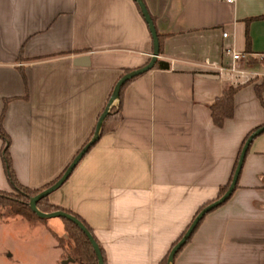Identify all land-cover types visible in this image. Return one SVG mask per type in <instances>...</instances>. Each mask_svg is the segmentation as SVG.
<instances>
[{"label":"crops","instance_id":"crops-1","mask_svg":"<svg viewBox=\"0 0 264 264\" xmlns=\"http://www.w3.org/2000/svg\"><path fill=\"white\" fill-rule=\"evenodd\" d=\"M144 1L163 35L158 59L170 68L126 84L119 124L46 200L88 223L106 264H160L199 208L219 197L245 137L264 124V61L252 55L264 51V0ZM227 47L249 53L245 74L206 64H226ZM153 50L135 0H0V125L19 182L56 181L96 132L118 79ZM231 85H240L234 115L218 125L210 104ZM3 146L0 136V189L12 191ZM15 215L11 264L69 257L59 241L64 217ZM170 264H264V131L250 143L231 197L204 216Z\"/></svg>","mask_w":264,"mask_h":264},{"label":"trees","instance_id":"trees-1","mask_svg":"<svg viewBox=\"0 0 264 264\" xmlns=\"http://www.w3.org/2000/svg\"><path fill=\"white\" fill-rule=\"evenodd\" d=\"M138 6H139V4H138ZM139 8H140V6H139ZM140 10H141V8H140ZM158 35H159V39H160V53H162V51H163V43H162L163 35L160 32H158ZM154 67L170 68V62L163 60V59H158L156 61ZM129 70L130 69H126V72ZM135 77H137V76H135ZM135 77H133L132 79H134ZM132 79L128 80L127 82H125L122 85L121 90H120L119 95H118L121 102H120L119 106L113 105L110 108L109 113L106 115V117L102 121V127H101L100 134L115 129L116 126L119 124L121 117H122L121 103H122L123 90H124V87L126 86V84L129 83ZM239 87H240V85H238V86L231 85L222 95L218 96L210 104V108L212 110V116H213L214 122L216 124L222 125L226 118L232 117L234 115V109H235V107H234V96H235ZM263 89H264V80L257 87L258 94L261 98H263V96H262ZM263 104H264V100H263ZM254 130H252L251 132H253ZM251 132L248 133V135L245 137L244 142L248 138V136L251 134ZM94 135H95V131L92 134L91 138ZM0 136L4 140L2 157H3V161H4V165H5V170H6V173H7V176H8L10 183L12 184V186L18 192V195H19V196H15L10 191L0 189V206L1 205H9L10 211L12 213H15V214L19 213V214H22V215L30 218V219L38 218L39 215L35 211H33L31 206H30V198L32 195H35V194L43 191L47 187H49L55 181L52 183H49L47 185H44L42 187H39V188H31L29 186H26V185L20 183L18 178H17L16 172L14 170V166H13V162H12V156L10 153L11 137L8 134V132L5 130V128L1 125H0ZM244 142H243V144H244ZM238 158H239V156H238ZM238 158L236 160L234 170L236 168ZM234 170H233L231 178L227 182V184H225L221 187L219 196H221L227 190V188H228V186L232 180ZM62 174H63V172H62ZM237 185H238V183H237ZM47 199H48V195L42 197L38 201V206L40 209H42L44 211H53L56 209H64L59 205L47 203V201H46ZM209 202H207V203H209ZM44 203H46V204L44 205ZM206 204H204V205H206ZM204 205H202L199 208V210L196 212V214L202 209V207ZM64 210L72 212V213L76 214L78 217H80L77 213L73 212L70 209H64ZM196 214H195V216H196ZM64 219L66 221V229H67L68 237L72 242L70 241V242L66 243L65 237H62V236L59 237V241H60V244L66 245V250H67L68 256L74 257L75 260L81 264H99L96 251H95L89 237L87 236V234L72 220L65 218V217H64ZM82 220L85 222V224L93 232L92 228L88 225V223L84 219H82ZM190 223L188 224V226L190 225ZM188 226L186 227L184 232L187 230ZM184 232L181 234V236L184 234ZM181 236L179 238H181ZM179 238L173 243V245L171 246L169 251L162 258V260L160 261V264H169V261H168L169 253H170L172 247L174 246V244L179 240ZM190 238L188 239V241L190 240ZM184 246H185V244L179 249V251ZM101 249H102V252L104 255V250L102 247H101ZM178 252H177V254H178ZM104 259H105V256H104ZM105 263H106V261H105Z\"/></svg>","mask_w":264,"mask_h":264},{"label":"water","instance_id":"water-1","mask_svg":"<svg viewBox=\"0 0 264 264\" xmlns=\"http://www.w3.org/2000/svg\"><path fill=\"white\" fill-rule=\"evenodd\" d=\"M135 1L139 4L141 11H142V14L144 15V17H145V19L149 25L150 31L152 33L154 50H153V53H152L150 60L146 64H144L143 66H141L139 68H135V69H132V70L125 72L118 79V81L115 84L112 95L110 97L109 103L100 116V119H99V122H98V125L96 128L95 136L93 138H91L78 151V153L74 156V158L72 159V161L68 165L67 169L63 172V174L53 184H51L49 187H47L43 191H41L35 195H32L30 198V206H31L32 210L35 211L40 217L61 216V217L68 218V219L72 220L73 222H75L89 237V239H90V241H91V243H92V245L96 251L99 264H106L103 252H102V249H101V246H100L98 240L96 239V237L94 236V234L90 230V228L85 224V222L80 217H78L76 214L69 212L67 210H64V209H56L53 211H44V210L39 208L38 201L42 197L50 194L53 190L58 188L60 185H62L68 179V177L70 176V174L72 173L74 168L77 166L79 161L86 154V152L89 150V148L94 144V142L98 139V137L100 135V126L102 124V121L104 120L106 115L109 113L110 107L112 106L111 105L112 102L118 97L122 85L125 82H127L128 80L132 79L133 77L138 76V75L154 68L155 63L158 60V57L160 55V39H159L156 24H155L154 19L151 15L147 5H146V2L144 0H135ZM263 131H264V124L260 125L253 132H251V134L245 140V142L242 146V149L240 151V154H239L238 162H237L236 168L234 170L232 180H231L227 190L218 198H216V199L210 201L209 203H207L206 205H204L202 207V209L196 214V216L193 218L190 225L188 226L187 230L184 232V234L181 236V238H179V240L172 247V249L169 253V256H168L169 264L172 261H174V258L176 256L177 252L179 251V249L184 244H186V242L191 237L194 230L196 229V227L198 226L200 221L204 218V216L208 212L213 210L214 208L223 204L225 201H227L231 197L234 190L236 189V186H237V183L239 180V176H240L243 164H244V160H245L246 154H247L249 147H250V143L252 142V140L254 139L255 136L262 133ZM74 260H75L74 257L69 256L67 258L62 259L57 264H69L71 261H74Z\"/></svg>","mask_w":264,"mask_h":264},{"label":"rangeland","instance_id":"rangeland-1","mask_svg":"<svg viewBox=\"0 0 264 264\" xmlns=\"http://www.w3.org/2000/svg\"><path fill=\"white\" fill-rule=\"evenodd\" d=\"M13 195L19 196L18 192L14 189L10 191ZM46 203H44L45 205ZM54 217V216H53ZM58 218H62L60 216H56ZM0 220L5 221L3 223H0V256H5L3 258L4 261H0V264H11L9 261L8 255L10 254L11 248H12V233L15 231L17 232V229L19 228V222H17L15 213H12L10 211L9 205H1L0 206ZM22 231V229H21ZM26 232V231H25ZM27 233V232H26ZM65 242H70L71 240L68 237V233H66ZM72 242V241H71ZM65 243V244H66ZM65 249H66V245ZM66 250V256L67 255Z\"/></svg>","mask_w":264,"mask_h":264},{"label":"built area","instance_id":"built-area-1","mask_svg":"<svg viewBox=\"0 0 264 264\" xmlns=\"http://www.w3.org/2000/svg\"><path fill=\"white\" fill-rule=\"evenodd\" d=\"M234 1V0H226ZM227 32H224V35H227ZM225 55L230 59L226 64L219 62H214L206 60V64L210 67L216 68L220 72L228 71L234 74L243 75L247 72L245 63L248 62L249 53L244 50H238L234 47H227L225 49ZM252 55L260 61H264V51L261 52H252Z\"/></svg>","mask_w":264,"mask_h":264}]
</instances>
